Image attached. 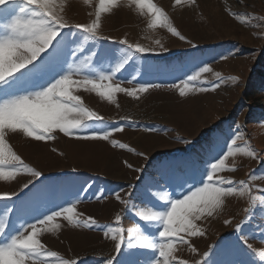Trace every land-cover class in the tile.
Instances as JSON below:
<instances>
[{
  "label": "rangeland",
  "instance_id": "rangeland-1",
  "mask_svg": "<svg viewBox=\"0 0 264 264\" xmlns=\"http://www.w3.org/2000/svg\"><path fill=\"white\" fill-rule=\"evenodd\" d=\"M62 2V14L70 23H89L94 19L89 13H94L98 0H90L88 5L83 0ZM154 2L168 14L185 40L164 29H147L145 17L121 6L102 14L100 34L111 39L99 41L96 48L112 50L119 55L121 46L114 42L121 39L146 47H157L155 41L159 40L167 51L141 56L134 66L130 64L126 66L127 70L118 73L116 80L126 88L139 84H160L162 87L151 88L138 99L117 94L115 104L101 100L94 93L83 90L77 93L87 107L104 117L110 127L123 126V131L114 133L111 139L126 144L133 151L113 147L110 141L78 140L58 131L54 133L55 138L47 142L9 134L13 150L25 164L42 173L35 187L30 186L19 199L0 201V215L5 205L18 209L21 202L27 204V211L10 213L17 227L32 222L31 216L36 214L33 209L40 212L56 209V205L71 201L79 191L82 202L76 206L78 212L93 217L102 225L111 224L115 215L121 214V226L127 231L139 220L136 213L142 206L138 199L141 193L146 189L149 193L158 191L150 187L156 182L171 192L160 179L169 170L191 179L195 169L214 154V146L224 145L237 126L259 160L242 156L234 161L230 159L229 165L236 171L222 175L240 181L247 180V174L251 172L257 177L253 183L264 187V93L252 91L256 98L254 102L246 97L251 91L246 86L250 73L256 65L262 67L264 19H251L250 23L242 25L229 15L231 11L264 17V0H195L194 4L178 6H173L174 0ZM68 38L71 40L73 36ZM111 66V63H105L106 69L110 70ZM203 66L211 68L210 72L201 75V79L207 81L208 91L190 92L181 97L176 89L169 87ZM217 73L223 77V82L211 90L210 86L217 81ZM243 143L238 141L241 146ZM29 179L32 177L20 175L11 181L0 180V193L19 192ZM87 185L92 187L85 194L83 186ZM129 192L131 198L126 195ZM101 193L105 198L97 199ZM115 193L130 199L136 207L125 211L124 205L115 199ZM246 206V198H227L219 213L197 222L204 231L203 236L190 241L197 253L182 246L176 255L190 264L200 259V254L205 251H209L208 264H233L238 260L261 264L252 250L244 247L240 253L233 247L238 239L235 227L244 219ZM254 211L255 217L243 225V231L252 248L260 251L264 250V219H261L264 213L259 208ZM226 219H230L231 224L225 225ZM60 223L62 228L58 232L42 236V242L49 250L82 264H98L116 255L114 242L104 238L101 231L75 228L66 221ZM124 251L126 254L119 256V260L125 262L143 260L148 255L147 250H132L136 255H128V249Z\"/></svg>",
  "mask_w": 264,
  "mask_h": 264
},
{
  "label": "snow or ice",
  "instance_id": "snow-or-ice-1",
  "mask_svg": "<svg viewBox=\"0 0 264 264\" xmlns=\"http://www.w3.org/2000/svg\"><path fill=\"white\" fill-rule=\"evenodd\" d=\"M83 2L88 5L90 0ZM185 3L194 4L195 0H174L173 6ZM121 6L145 17L147 29H164L185 40L154 0H123V4L121 0H98L94 13H89L94 15L89 23H70L62 14V0H0V180L11 181L20 175L32 177L19 192L0 193V201L11 202L13 197L19 199L25 190H30V186L35 187L42 176L13 150L9 134L47 142L53 140L54 133L58 131L66 137L110 141L113 147L133 151L126 144L111 139L114 133L123 131V126L116 124L110 127L104 117L87 107L77 94L83 90L115 104L117 94L138 99L149 89L162 87L160 84H139L126 88L116 80L118 73L127 70L126 66L130 64L134 66L141 56L167 51L159 40L155 41L157 47H146L121 39L114 42L121 46L119 55L112 50L96 48L99 41L111 39L100 34L102 14ZM229 15L242 25L250 23L251 19H264L231 11ZM69 35L73 39L70 40ZM106 62L112 64L110 70L106 69ZM210 71L208 66L200 67L169 87L176 89L181 97L190 92L208 91L207 81L202 80L201 75ZM216 76L217 81L210 86L211 90L223 82L222 76L218 73ZM238 141H243V146ZM214 147V154L195 169L191 179L172 170L161 175V181L171 192L156 182L150 187L158 191L149 193L146 189L141 193L138 199L142 206L136 213L139 220L127 231L121 226V214H116L111 224L102 225L93 217H85L78 212L76 206L82 202L79 191L71 201L56 205L58 210L50 208L40 212L33 209L36 214L31 216L32 222L21 223L18 227L11 220L10 213L27 211V204L21 202L18 209L5 205L0 215V264H82L76 259L63 258L42 242L45 233H56L62 228L60 221H66L67 225L75 228L101 231L104 238L114 242L116 255L98 264H190L188 260L179 258L176 252L187 246L191 253L196 254L197 249L190 241L204 235L197 222L219 213L226 199L232 197L247 200L243 209L244 219L235 227L238 239L233 247L240 253L244 247L252 250L264 264V250L253 249L243 231V225L255 217V209L259 208L264 213V187L253 183L257 177L251 172L247 174V180L240 181L222 175L236 171L229 165L230 159L234 161L242 156L259 160V156L245 140L239 126L224 145ZM91 187H84L83 193L86 194ZM114 195L124 205L125 211L136 207L130 199L122 198L119 193ZM126 195L131 198L132 193ZM104 198L103 193L97 196V199ZM224 224H231V220H224ZM125 249L129 250L128 255H136L132 250H147L148 255L139 261H121L119 256L126 254ZM208 257L209 251H205L191 264H208ZM233 264L253 262L238 260Z\"/></svg>",
  "mask_w": 264,
  "mask_h": 264
},
{
  "label": "trees",
  "instance_id": "trees-1",
  "mask_svg": "<svg viewBox=\"0 0 264 264\" xmlns=\"http://www.w3.org/2000/svg\"><path fill=\"white\" fill-rule=\"evenodd\" d=\"M260 63L262 64V67H260L259 65H256L253 68L252 72L250 73L247 79V82H246L247 88L251 89L248 95L246 94V97H248V100L251 102H254V99H256L254 98V93L252 91L256 92L255 94L260 93V92L264 93V54L260 57ZM244 96H245V93H244ZM256 101L257 100H255V102ZM259 105L260 104H257V106ZM84 187L85 186H83V188Z\"/></svg>",
  "mask_w": 264,
  "mask_h": 264
}]
</instances>
